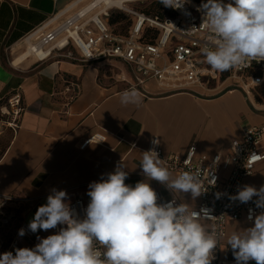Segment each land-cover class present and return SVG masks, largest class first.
<instances>
[{"label": "crops", "instance_id": "1", "mask_svg": "<svg viewBox=\"0 0 264 264\" xmlns=\"http://www.w3.org/2000/svg\"><path fill=\"white\" fill-rule=\"evenodd\" d=\"M74 1L0 0V110L18 88L25 107L20 128L16 132L4 128L0 133V193L25 201L3 212L19 210L20 229L28 228L53 188L65 190L69 204L82 198L88 205V185L102 175L106 179L121 161L128 172L126 184L145 180L164 198L175 196L194 208L199 197L192 200L190 193L173 194L143 175L140 161L150 138L159 137L166 155H184L196 143L198 153H219L225 159L231 143L242 140L246 127L264 125V85L247 96L225 85L164 93L150 83L146 91L138 90L141 104L124 106L119 96L128 87L119 75L128 67L118 59L40 62L29 57L16 62L24 50V38ZM17 47L21 52L14 54ZM98 133L106 137L105 142L81 148ZM260 147L264 150V135ZM244 185L257 189L264 185V161L245 177ZM246 226H253V221L241 218L228 225L219 245L221 256L227 236ZM53 231L38 230L34 240L17 234L12 242L21 248L36 245L37 237L45 238Z\"/></svg>", "mask_w": 264, "mask_h": 264}, {"label": "clouds", "instance_id": "2", "mask_svg": "<svg viewBox=\"0 0 264 264\" xmlns=\"http://www.w3.org/2000/svg\"><path fill=\"white\" fill-rule=\"evenodd\" d=\"M158 2L183 9L190 0ZM197 11L202 13L201 25L213 38L211 46L201 49L213 71L249 68L252 61H264V0H206ZM119 100L124 106L139 105L142 94L135 88L126 89ZM158 143L152 141L154 146ZM140 167L145 177L173 194L190 193L195 200L207 191L199 170L174 176L155 148L142 153ZM125 168L121 161L106 174V179L102 175L99 181L88 185L90 201L83 219L67 202V192L53 188L27 227L32 233L58 225L65 227L47 238L37 237L40 242L34 248H16L15 254H0V264H212L214 250L224 236L208 228L206 221L214 218L211 210L196 211L189 203H177L175 198L158 203V194L150 182L143 180L134 186L125 183ZM215 195L219 199L222 194ZM229 199L253 201L256 208L264 209V185L259 189L244 185ZM247 220L253 221V226L228 235L227 247L236 264H264V211L256 214L250 208ZM18 234L24 236L25 229L21 228Z\"/></svg>", "mask_w": 264, "mask_h": 264}, {"label": "built area", "instance_id": "3", "mask_svg": "<svg viewBox=\"0 0 264 264\" xmlns=\"http://www.w3.org/2000/svg\"><path fill=\"white\" fill-rule=\"evenodd\" d=\"M203 2L206 0H190L183 9L170 8L172 15L165 18L127 9L135 19L127 35L114 32L107 20L110 16L108 10L95 16L84 10L71 15H67L68 11L59 12L24 38V49L30 51L29 57L40 62L52 58L73 62L118 59L128 67L125 73L119 75V81L125 83L128 89L146 91L148 84L155 83L164 93H172L192 90L197 85H225L227 89H240L250 96L264 85V61H252L249 68L223 73L213 71L201 53L203 47L213 43L210 31L201 25L202 13L197 11V7ZM223 2L228 3L230 0ZM147 30H156L152 40H142ZM255 81L259 83L256 84ZM24 110L23 91L18 88L7 97L1 107L0 133L4 128L16 132L21 126ZM263 135L264 125L246 127L242 140L231 143L225 159L219 153L212 156L198 153L196 143L190 144L184 155H166L158 136L150 138L147 150L155 148L164 165L177 175L183 171L199 170L200 180L207 191L199 197L194 210L210 209L214 218L206 221L208 228L218 230L225 238L228 225L241 218L247 220L250 208L256 214L264 211L256 208L253 202L255 197L248 203L229 199L237 194L245 177L264 161V150L260 147ZM105 139L103 134H94L82 143L81 148L84 149L94 141L103 143ZM153 140H158L159 143L154 146ZM217 192L222 194L219 199L215 195ZM157 194L158 203L174 198L177 203H181L175 196L166 199L159 192ZM0 199V214L5 208L19 206L25 201L19 196L1 193ZM70 207L75 210L79 219L85 217L87 204L82 198H75ZM61 227L65 226L58 225L45 238L56 234ZM24 229L26 236L34 240L35 233L28 228ZM34 247L32 244L27 248ZM16 248L21 247L11 242L7 249L0 248V254L8 251L15 253ZM214 257L212 264H236V261L228 262L223 259L219 247L214 250ZM253 262L255 261H249L248 264Z\"/></svg>", "mask_w": 264, "mask_h": 264}, {"label": "rangeland", "instance_id": "4", "mask_svg": "<svg viewBox=\"0 0 264 264\" xmlns=\"http://www.w3.org/2000/svg\"><path fill=\"white\" fill-rule=\"evenodd\" d=\"M79 0H75L73 3V9L67 12V15L74 14L75 12L84 9L86 6H88L90 3H93L96 0H80L78 4H76ZM158 0H133L129 1L127 3H124V5L121 6H110L109 8L105 9L109 11L110 16L107 17V20L109 22L111 17H120L119 21L116 24H111V27L118 33L127 34L130 27L133 25L135 19L132 15H130L127 12V9H136L139 11H148L150 9L151 12L155 13L156 11L163 12L166 16H169V8L162 5L161 7H158L156 5V2ZM70 4V5H71ZM97 7L94 8L92 11H90L91 16H95L97 14H103L104 5L103 3L99 4L97 3ZM69 5V6H70ZM103 5V6H102ZM157 6V7H156ZM24 46V45H23ZM19 47H22L19 46ZM17 47L14 51V54H18L21 52V48L19 49ZM120 70H124V68L121 65H118ZM21 213L19 210H13L10 209L8 212L4 211L0 214V248L7 249L12 242L13 238L18 234L20 230V218ZM252 226H246L236 229L237 230H244ZM227 247V245H226ZM222 248V257L233 260L235 259L233 256V252L230 247ZM255 264V262L251 263Z\"/></svg>", "mask_w": 264, "mask_h": 264}, {"label": "bare ground", "instance_id": "5", "mask_svg": "<svg viewBox=\"0 0 264 264\" xmlns=\"http://www.w3.org/2000/svg\"><path fill=\"white\" fill-rule=\"evenodd\" d=\"M129 1H133V0H96L93 3H90L88 6H86L84 9H81V10H84L86 12H90L94 8L97 7V5H98L97 3H99V4L103 3L104 10H105V9H107L110 6H113V5L119 7V6L124 5V3H127ZM79 2H80V0L76 4H78ZM72 9H73V5L71 4L70 6L65 7V9H63L61 12L64 13V12L70 11ZM24 48H25V46H24ZM29 56H31L30 55V51L24 49V50H22V53H21L20 57L16 60V62H19L20 58H22V60L24 61L27 58H29ZM32 58H34V57H32Z\"/></svg>", "mask_w": 264, "mask_h": 264}, {"label": "trees", "instance_id": "6", "mask_svg": "<svg viewBox=\"0 0 264 264\" xmlns=\"http://www.w3.org/2000/svg\"><path fill=\"white\" fill-rule=\"evenodd\" d=\"M156 5H158V7H161L162 4H160L158 1L156 2ZM157 7V6H156ZM169 8V7H168ZM170 10V8H169ZM144 13L148 14V15H154V16H159L160 18H165L166 15L163 12L160 11H156L155 13L151 12L150 9L148 11H144ZM169 15H172V12L170 10ZM120 17H111L109 20V24L111 26V24H116L119 21ZM132 27V26H131ZM130 27V28H131ZM114 30V29H113ZM130 29L128 30L127 34L129 33ZM115 33L117 34H121V35H127V34H122V33H118L114 30ZM156 34V30H147L142 38V40H152L154 38Z\"/></svg>", "mask_w": 264, "mask_h": 264}]
</instances>
